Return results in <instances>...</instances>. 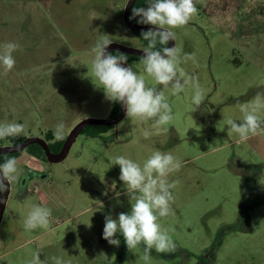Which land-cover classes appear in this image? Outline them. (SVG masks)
Returning <instances> with one entry per match:
<instances>
[{
	"label": "rangeland",
	"instance_id": "374dc122",
	"mask_svg": "<svg viewBox=\"0 0 264 264\" xmlns=\"http://www.w3.org/2000/svg\"><path fill=\"white\" fill-rule=\"evenodd\" d=\"M117 1L57 0L59 8L51 10L40 0H0V45H19L13 70L4 75L0 69V123H21L22 136L44 138L63 122L67 138L83 119L111 118L114 102L94 85L90 50L101 34L128 47L147 46L123 20L120 27L119 17L110 18ZM212 1L222 18L234 20L221 9L230 10L235 1ZM201 4L196 0L198 14L175 30V44L195 53L198 66L189 61L182 67L199 77L205 102L193 112L190 86L178 97L169 96L175 116L169 132L148 140L141 133L151 122L124 116L100 137L80 134L61 162L23 150L21 174L0 225V264H27L37 250L47 264H53L52 256L68 264H106L101 252L112 264H264V136L238 144L224 123L228 117L240 119L238 101L264 91V0L254 7V16L251 10L238 16L252 31L233 39L211 23ZM134 63L142 72L139 60L128 62ZM154 150L170 151L183 162L169 178L179 181L173 190L175 214L159 221L179 247L175 253L152 250L144 261L142 247L129 252L122 236L117 234L121 243L116 247L102 234L106 215L117 218L130 211L120 168L110 160L125 155L142 164ZM32 204L52 209L50 230H24Z\"/></svg>",
	"mask_w": 264,
	"mask_h": 264
},
{
	"label": "clouds",
	"instance_id": "9594fccd",
	"mask_svg": "<svg viewBox=\"0 0 264 264\" xmlns=\"http://www.w3.org/2000/svg\"><path fill=\"white\" fill-rule=\"evenodd\" d=\"M197 14L196 0H147V7L131 9L130 19L139 17L138 24L151 26L141 33L147 42L139 60L142 72L137 71L135 63H127V55H114L107 51L113 42L107 34L99 35L90 50V70L98 81V85L93 84L103 90L108 101L122 105L126 119L151 122V128H145L141 133L144 140L169 132L175 118L169 96L178 97L190 86L193 112L205 102L207 92L201 86L199 77L189 74L182 67L189 61L198 66L195 53H185L181 46L175 44V30L186 27ZM170 41H174V46L169 47ZM18 48L19 45L11 41L0 45V69L4 75L15 67L13 53ZM149 77L154 81L153 85L148 83ZM237 107L241 113L240 119L228 117L224 120L228 134L237 135L236 143L245 144L253 137L264 136V91H258L247 102L238 101ZM65 127L63 122L55 125V141L65 138ZM25 134V125L21 123H0V140ZM20 163L19 159L12 157L0 164V193L8 192L10 186L18 181ZM110 165L120 168L119 180L126 190L130 211L119 213L117 218L106 215L102 238L109 245L119 247L121 241L116 238L119 234L129 252L143 248L144 261L149 260L152 250L157 254L175 253L178 243L159 221L175 214L172 208L175 202L173 190L179 181L169 178L182 169L183 162L170 151L154 150L142 164L125 155H117L110 160ZM51 217L50 207L32 204L23 221L24 230H50ZM99 255L106 264H112L106 253ZM51 260L53 264H68L63 257L52 256ZM27 264H47V259L42 260L37 250Z\"/></svg>",
	"mask_w": 264,
	"mask_h": 264
},
{
	"label": "water",
	"instance_id": "95a60500",
	"mask_svg": "<svg viewBox=\"0 0 264 264\" xmlns=\"http://www.w3.org/2000/svg\"><path fill=\"white\" fill-rule=\"evenodd\" d=\"M137 0H128L124 12H123V18L126 26L132 30V31H146L150 25H142L138 24L137 22L130 19L131 17V9L135 6ZM174 46V41L169 42V47ZM143 49H137L125 46L120 43L112 42V44L108 47L107 51H119L126 54L141 56ZM128 63V62H127ZM125 116V110L123 109L122 105L120 104V111L119 113L111 118L108 119H99V118H86L81 121H79L76 126L71 130L70 134L67 136L65 143L60 150V152H52L49 143L47 140L43 137L38 136H29L27 137L23 142L19 144L14 145H4L0 148V156L5 154H14L17 152H21L23 150H26V148L33 144H39L47 157V160L52 163H57L63 161L69 154V151L76 141L77 137L83 132V130L89 126V125H104V126H115L117 125ZM26 184V180L24 182V185ZM12 191V185L10 186V189L8 192L0 193V200H3L4 202H0V225L2 224L4 214L7 207V202L9 200V196Z\"/></svg>",
	"mask_w": 264,
	"mask_h": 264
},
{
	"label": "crops",
	"instance_id": "0c3cea01",
	"mask_svg": "<svg viewBox=\"0 0 264 264\" xmlns=\"http://www.w3.org/2000/svg\"><path fill=\"white\" fill-rule=\"evenodd\" d=\"M40 1H41L42 4L46 5L47 8H50L51 10H53L54 8H59V5L56 4L57 0H40ZM61 1L67 2V0H61ZM127 1L128 0H119V1H117L119 3V6H117L115 9H113V12L109 14L110 18H113L115 21H116V16L119 17L118 24H119L120 27L122 25L121 24L122 20H123V23H125L124 22V18H123V13H122V12H124V10H122V8L124 9V5L123 4L127 3ZM201 1H202L201 6L202 7L204 6L205 14H206V16H208V18L211 21V23H213L215 26L219 27L220 29L223 28V29L227 30V32L230 33V37L232 39L235 36H237L238 33L241 34V32H243V35L247 36V33L252 31V26H250L248 24V21L242 23V21L241 22L239 21L238 16H241V15H244V14L248 13L249 10H251V12H250L251 15L254 16V11H255L254 7L256 6L257 8H259V6H257V3L260 0L250 1L249 4L245 5L243 13H240L239 10H237L239 8V6L242 5L243 0H233V1H235L236 5L233 6L230 10H229V8L222 7L223 10L221 9V12H223L224 15H226L227 11H230L231 12L230 16L233 17L234 20H232V19L228 20L227 18H222L221 17L222 15H220V13H218L219 10L214 8L216 6L213 4L212 0H201ZM58 10H60V9H58ZM100 11H102V9H100ZM112 14H113V17H112ZM114 14H115V17H114ZM120 14H122V17H120ZM217 14H219V15H217ZM1 16L2 15H0V22L3 21V17H1ZM216 16H219L218 19H217ZM255 16H257V15H255ZM227 21H230L229 22L230 24ZM6 25L7 24H5L3 27H5ZM137 39H139V38H137ZM139 41H142V40L139 39ZM235 42H238V41L235 40ZM22 137H27V136H22ZM26 184H29V180H28V182ZM9 198H10V196H9Z\"/></svg>",
	"mask_w": 264,
	"mask_h": 264
},
{
	"label": "trees",
	"instance_id": "16d2710c",
	"mask_svg": "<svg viewBox=\"0 0 264 264\" xmlns=\"http://www.w3.org/2000/svg\"><path fill=\"white\" fill-rule=\"evenodd\" d=\"M134 7H147V0H137ZM138 19H139V17L132 19V20L137 22ZM133 32L139 37L140 40L144 41L142 36H141L142 31H133ZM158 47H160V46H158ZM111 53L115 55V54L122 53V52L111 51ZM123 54L127 55V57H128L127 62H130L132 60H140V56L126 54V53H123ZM119 111H120V104L114 102L111 117L116 116L119 113ZM112 127L113 126L89 125L83 130V132L81 134H87L88 136H92V137H100V136H102L103 133H105L106 131H108ZM26 138L27 137H18V138H8L7 140H0V148L2 146L6 145L7 141H10L11 145H14V144H19V143L23 142ZM44 138L49 143V146H50L52 152H55V153L60 152V150L62 149V147L65 143V140H66V138H64L61 141H55L52 131L47 132L45 134ZM25 151H27L31 155L37 157L38 159H41L43 161H48L43 148L39 144L30 145L26 148ZM21 153H22V151L14 153V154H5V155L0 156V164L4 163L5 160L8 158L16 157L18 159V157L21 155Z\"/></svg>",
	"mask_w": 264,
	"mask_h": 264
},
{
	"label": "flooded vegetation",
	"instance_id": "af4514ba",
	"mask_svg": "<svg viewBox=\"0 0 264 264\" xmlns=\"http://www.w3.org/2000/svg\"><path fill=\"white\" fill-rule=\"evenodd\" d=\"M250 1H253V0H243V3L242 5L239 6V8L237 10H239L240 13H243L244 11V8H245V5L249 4ZM199 9L202 11V13L206 16L205 14V11H204V6L202 7L200 5ZM208 17V16H207ZM242 33V32H241ZM240 33H238L237 35H239ZM241 53V51H239ZM111 53V52H110ZM30 179V176H27L26 178V183L28 182V180Z\"/></svg>",
	"mask_w": 264,
	"mask_h": 264
}]
</instances>
